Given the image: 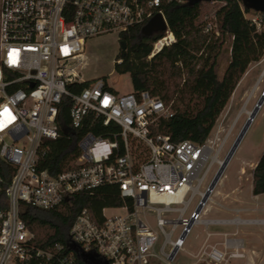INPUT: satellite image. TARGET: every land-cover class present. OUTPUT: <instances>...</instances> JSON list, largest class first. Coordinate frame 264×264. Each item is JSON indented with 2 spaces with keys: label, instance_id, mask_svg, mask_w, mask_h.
I'll return each mask as SVG.
<instances>
[{
  "label": "built area",
  "instance_id": "2783aa9c",
  "mask_svg": "<svg viewBox=\"0 0 264 264\" xmlns=\"http://www.w3.org/2000/svg\"><path fill=\"white\" fill-rule=\"evenodd\" d=\"M159 4L160 0H0V160L13 170L6 186L0 175V264H148L151 258L169 263L182 249L192 224L203 222L199 201L186 212L193 199L202 196L201 186L214 163L220 164L221 147L215 149L208 138L201 143L172 141L166 134L153 133L157 120L172 114L158 96L147 90L119 94L105 77L84 79L80 72L89 39L144 25L155 13H161L166 28L153 43L151 55L174 42L164 13L156 9ZM240 6L244 8L241 0ZM244 15L257 29L264 26L263 12ZM203 29L218 34L207 16ZM84 81L87 85L75 91ZM64 99L70 101L71 130L96 119L108 127L107 135L83 132L73 167L51 174L39 163L48 150L45 140L60 134L58 114ZM106 183L117 184L121 196L132 199V208L121 206L123 212L111 215L103 209L100 223L82 208L69 227L66 244L35 246L20 216L21 204L52 209L65 198ZM148 212L154 213L164 236L158 251L157 231L144 218ZM171 212L176 216H164ZM232 221L260 224L264 218ZM165 225H170L168 231ZM205 254L207 262L219 264L240 253L226 255L211 246Z\"/></svg>",
  "mask_w": 264,
  "mask_h": 264
},
{
  "label": "trees",
  "instance_id": "16d2710c",
  "mask_svg": "<svg viewBox=\"0 0 264 264\" xmlns=\"http://www.w3.org/2000/svg\"><path fill=\"white\" fill-rule=\"evenodd\" d=\"M217 1L221 4L214 13L216 35L204 31L199 21L203 1L193 0H160L156 9L164 13L175 41L153 55L152 45L162 32L144 36L140 24L118 34L126 49L123 56L116 57L115 71L129 74L132 91L147 90L170 107L171 116L160 117L152 131L166 134L172 141L203 142L250 63L258 61L264 52V26L257 29L244 15L252 10L242 9L240 0ZM225 43L230 49L229 59L219 76L215 67ZM87 83H78L75 91ZM69 106V99H64L58 114L59 136L45 140L48 150L39 168L51 174L73 167L79 153L76 142L83 132L107 135L108 127L101 126L96 119L85 121L79 130H71ZM12 173L11 167L0 160L3 186L8 184ZM261 193H264V150L252 171V194ZM0 202L4 204L3 193ZM121 206L131 209L132 199L121 196L117 184L106 183L65 198L52 209L21 204L20 216L33 233L35 246L47 248L54 242L67 243L69 227L80 209L87 208L91 218L100 223L104 218L103 209ZM29 264H39V261L32 260Z\"/></svg>",
  "mask_w": 264,
  "mask_h": 264
},
{
  "label": "rangeland",
  "instance_id": "374dc122",
  "mask_svg": "<svg viewBox=\"0 0 264 264\" xmlns=\"http://www.w3.org/2000/svg\"><path fill=\"white\" fill-rule=\"evenodd\" d=\"M221 3L217 0L211 2H203L201 7V15L199 21H202L207 16L211 19L215 30V10ZM120 39L115 32L105 33L89 39L84 47L85 64L82 66L80 72L84 79H94L96 77H105L109 87L119 94L126 93L132 90L130 76L128 73H118L114 69L116 57L120 54ZM228 42V39H227ZM229 47L225 43L221 54L218 57L215 70L219 76L222 75L223 70L229 59ZM119 62V60L117 61ZM264 69V52L258 61L250 63L245 73L237 83L232 95L230 96L225 107L219 114L212 130L208 135L210 144L216 149L220 148L218 158L223 161L229 152L232 144L237 138L241 128L243 127L248 114L245 111H251L264 93V76L260 79L262 70ZM264 150V101L256 113L254 119L250 123L246 133L240 141L238 147L230 158L224 174L228 176V185L233 186L241 182V197L246 206L260 207L263 210L257 212L252 217L264 218V193L258 197H253L251 194V176L255 163L259 159ZM220 164L214 163L212 169L209 171L201 190L205 191L209 185L214 174L218 170ZM201 196H196L186 214L192 210V207L197 204ZM123 212L120 208H107L105 215H111ZM164 216L173 218L175 213H165ZM148 224L157 231L158 241L155 246V251H158L159 245L163 242L164 236L156 226L155 215L148 212L144 215ZM165 230L170 229V225H165ZM179 227L176 229L172 238H175ZM212 230H227V228L212 227ZM229 229V228H228ZM231 230L234 227L230 228ZM204 234V225H192L190 232L185 238L183 249H179L175 257L168 263L153 258L150 264H192L194 258L190 255L193 250V245L197 244ZM238 237H242L247 241L248 247H254L264 255V223L257 225H241ZM169 246L166 247L168 249ZM194 264H213L207 261ZM219 264H240L239 262H225Z\"/></svg>",
  "mask_w": 264,
  "mask_h": 264
},
{
  "label": "crops",
  "instance_id": "0c3cea01",
  "mask_svg": "<svg viewBox=\"0 0 264 264\" xmlns=\"http://www.w3.org/2000/svg\"><path fill=\"white\" fill-rule=\"evenodd\" d=\"M240 183L238 182L233 186L228 185V176L223 171L208 198L202 205L201 213L203 222L195 223L194 225H204V234L200 241L192 246L194 247L193 250L189 252L192 258H194L192 264L207 261L205 252L211 246L225 251L226 255L233 251L240 253L236 256H226V260L224 261L227 263L234 261L240 264H264V255L262 252L255 250L254 247H248L247 241L237 236L241 225H257L259 223L232 221L234 217H238L241 220L262 219L251 216L262 211V208L246 206L243 203L241 197L242 185ZM250 189L252 194V176ZM259 195H253V197H258ZM212 227L227 228V230H212ZM231 227H234V229L231 230Z\"/></svg>",
  "mask_w": 264,
  "mask_h": 264
},
{
  "label": "water",
  "instance_id": "95a60500",
  "mask_svg": "<svg viewBox=\"0 0 264 264\" xmlns=\"http://www.w3.org/2000/svg\"><path fill=\"white\" fill-rule=\"evenodd\" d=\"M193 1H195V2H200V1L209 2V1H213V0H193ZM241 1H242V5H243L244 8L264 13V0H241ZM165 28H166V23H165L162 15H161V13H155L141 27V34L144 35V36H149V35H151L152 33H155V32H162ZM119 44H120V48H121L120 55L123 56L124 53H125L126 44L122 40L119 42ZM263 101H264V93L259 97V99L255 103L253 109L249 112L248 117H247L243 127L241 128L237 138L235 139L234 143L232 144L229 152L227 153V155L225 156L223 161H221L218 170L214 174V176L211 179V181H210L209 185L207 186L206 190L203 192V194L201 196V199L199 200V203H198V206H197V210H200L202 208V205L204 204V202L208 198L210 192L214 188V186L217 183V181L219 180V178L222 175L226 165L228 164L230 158L232 157L233 153L235 152L236 148L238 147L240 141L242 140L244 134L246 133L250 123L254 119V117H255L256 113L258 112L260 106L262 105ZM175 252H176V250L173 249L172 252H171L170 258L173 257ZM89 264H94V263L90 262ZM104 264H106V262Z\"/></svg>",
  "mask_w": 264,
  "mask_h": 264
},
{
  "label": "bare ground",
  "instance_id": "6f19581e",
  "mask_svg": "<svg viewBox=\"0 0 264 264\" xmlns=\"http://www.w3.org/2000/svg\"><path fill=\"white\" fill-rule=\"evenodd\" d=\"M264 76V69L262 70V73H261V76H260V79L258 80V83L261 81V78ZM247 114H249L250 111H245ZM221 163V161H220ZM203 194V193H202Z\"/></svg>",
  "mask_w": 264,
  "mask_h": 264
}]
</instances>
